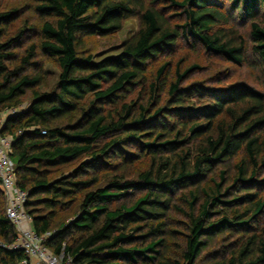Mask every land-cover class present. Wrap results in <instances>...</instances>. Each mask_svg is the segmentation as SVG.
Wrapping results in <instances>:
<instances>
[{
  "label": "trees",
  "instance_id": "16d2710c",
  "mask_svg": "<svg viewBox=\"0 0 264 264\" xmlns=\"http://www.w3.org/2000/svg\"><path fill=\"white\" fill-rule=\"evenodd\" d=\"M34 1L44 20L38 29L11 35L16 10L0 12V113L32 96L0 135L13 137L15 183L27 193L32 230L54 232L49 250L72 264H264V93L246 85L221 89L176 123L162 120L171 117H161L162 108L149 115L129 98L147 86L151 104L169 63L146 85L148 63L178 39L240 65L245 51L233 30L243 23L264 72V0ZM132 17L139 30L120 54L98 62L80 54L85 38L112 35ZM29 30L37 31V43L16 53ZM38 51L58 64L49 93L37 91L40 74L27 73ZM195 68L180 72L177 65L169 86L173 111L196 95L204 100V89L180 90ZM140 161L147 166L136 179L101 177ZM71 166L70 174L52 177ZM1 201L0 264H21L24 252L6 248L17 233L0 189ZM76 204L52 231L59 212ZM172 215L186 220L182 229H172Z\"/></svg>",
  "mask_w": 264,
  "mask_h": 264
},
{
  "label": "rangeland",
  "instance_id": "374dc122",
  "mask_svg": "<svg viewBox=\"0 0 264 264\" xmlns=\"http://www.w3.org/2000/svg\"><path fill=\"white\" fill-rule=\"evenodd\" d=\"M35 1L34 0H0V12L16 10V18L9 27L10 34H15L20 29H28L29 26L37 27V29L42 25L43 19L34 11ZM179 19V18H177ZM180 22L175 20L174 23ZM260 24L264 26V19L260 21ZM229 31L228 27H224ZM139 30V19L137 17H132L127 19L120 31L106 36V37H87L83 40V45L81 47L80 54L84 56L91 55L93 61L98 62L107 57H114L121 53L122 46L131 40ZM238 42H243L244 47V60L240 65H235L233 63L225 61L220 56H215L209 54L203 50L199 45L190 43H185L183 40L178 39L172 46L171 51L167 54L157 57L152 62L148 63L147 71V83L149 85L152 83L154 74L156 70L163 64L169 63L166 69L165 75L161 79L163 85L155 92V97L150 100L151 104L148 105L147 102L150 98L149 93L145 90L147 86L139 93L131 95L133 101L138 102V104H143L147 107L149 115L155 113L158 108H162L164 112L161 113V117L166 115V112L171 113L170 118H162L166 123H176L182 121L187 117H194V111L202 108L203 105L210 103L211 93H216L221 89H227L233 86L246 85L247 87L254 89L256 91L264 93V72L260 66L258 55L253 50V42L249 36L250 28L247 24L237 25L233 30ZM9 33V32H8ZM26 35L21 42V46L17 47L14 51L19 53L24 46L31 43H37V31L29 30L26 31ZM194 45V46H192ZM22 52V51H21ZM20 52V53H21ZM37 66L34 69L29 70V74H40L42 76V84L38 87L37 91L39 93H49L57 82V77L59 74L58 64L55 59L44 55L38 51V56L36 58ZM179 65L180 72L195 66L184 79L181 84L180 90L187 93L186 90L190 88H201L204 89L202 96L204 100H198V95L193 98L187 99V103L182 105L181 111L172 110L173 104L171 103V96L169 94V86L174 83L176 79V67ZM32 99L31 93H28L24 99L20 108H17L19 113L24 111L30 104ZM131 100V99H130ZM202 103V104H201ZM17 113V114H19ZM16 114V115H17ZM67 120L61 122V125L65 124ZM242 154H239L229 165L228 175L229 179L233 175L232 166L239 161ZM147 166L146 162L140 161L133 166H126L119 168L116 172H111L104 170L101 175L102 179H109L113 174H123L124 177L128 179H136L138 173ZM75 167L63 168L57 170L56 173L52 174L53 178H60L61 176H66L70 174ZM100 177V178H101ZM229 180V182H230ZM5 207L4 201L0 202V212H3ZM78 205L76 204L72 210L60 211L57 221L53 224L52 231H57V226L59 223H66L72 216L73 211L76 210ZM71 211V212H70ZM172 229H182L181 225L186 220L183 217L172 215ZM174 243L182 245L181 240H174Z\"/></svg>",
  "mask_w": 264,
  "mask_h": 264
},
{
  "label": "built area",
  "instance_id": "2783aa9c",
  "mask_svg": "<svg viewBox=\"0 0 264 264\" xmlns=\"http://www.w3.org/2000/svg\"><path fill=\"white\" fill-rule=\"evenodd\" d=\"M17 113V109L1 112L0 130L5 121ZM12 143L13 137L0 135V189L6 200V217L17 233L15 241L6 248L24 252L26 258L21 264H72L69 257L54 254L47 247L46 242L54 232L38 235L31 228V218L25 212L27 193L20 190L15 183V165L10 158Z\"/></svg>",
  "mask_w": 264,
  "mask_h": 264
},
{
  "label": "crops",
  "instance_id": "0c3cea01",
  "mask_svg": "<svg viewBox=\"0 0 264 264\" xmlns=\"http://www.w3.org/2000/svg\"><path fill=\"white\" fill-rule=\"evenodd\" d=\"M24 227H27L26 225H24ZM32 228V227H31Z\"/></svg>",
  "mask_w": 264,
  "mask_h": 264
}]
</instances>
